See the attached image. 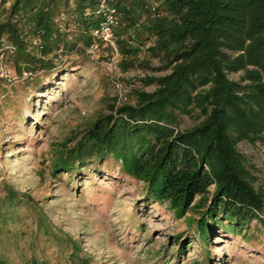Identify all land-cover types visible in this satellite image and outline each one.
Listing matches in <instances>:
<instances>
[{"label":"trees","instance_id":"16d2710c","mask_svg":"<svg viewBox=\"0 0 264 264\" xmlns=\"http://www.w3.org/2000/svg\"><path fill=\"white\" fill-rule=\"evenodd\" d=\"M151 1L107 0L120 21L114 32L121 65L133 66L143 51L166 59L171 71L139 77L142 85L155 84V89H136L132 100L120 105L114 98L109 113L63 138L55 149L52 142L49 166L53 175L66 173L72 182L82 168L101 173L100 164H106V172L117 167L142 183V206L167 204L176 218L195 210L198 217L187 218V228L172 236L174 254L183 253L187 239L190 245L198 240L194 243L204 258L194 264H212L207 247L213 234L249 240L253 220L264 234V190L254 186L253 167L237 148L239 142L256 144L264 137V0H157L154 10ZM98 4L0 0V58H9L30 86L34 103L53 88L44 77L56 67L59 49L68 54L95 43L91 29L102 21ZM136 27L143 38L136 37L139 44L132 45L127 36ZM149 39L145 49L139 46ZM239 71L238 80L229 78ZM194 113L202 119L180 129V117ZM5 190L0 224L22 221V234L34 228L31 251L43 236L63 256L57 264H91L79 242L60 233L37 201ZM27 218L33 227L24 223ZM49 260L35 251L25 264ZM0 264H10L2 252Z\"/></svg>","mask_w":264,"mask_h":264},{"label":"rangeland","instance_id":"374dc122","mask_svg":"<svg viewBox=\"0 0 264 264\" xmlns=\"http://www.w3.org/2000/svg\"><path fill=\"white\" fill-rule=\"evenodd\" d=\"M158 3L152 0L151 6ZM138 36L143 38L137 31L127 37L137 45ZM151 41L139 46L145 49ZM61 49L57 51L56 67L44 77L45 81L51 79L53 88L41 92L36 103L30 86L17 76L9 58H0V197L9 187L19 197L25 198L26 194L37 201L60 233L79 242L82 255L91 264H194L204 258L195 244L200 243L198 240L190 245L187 239L183 253L179 257L174 254L176 243L172 236L187 228V218L198 217L195 210L189 209L183 217L176 218L167 204L142 206V183L121 174L117 167H109L106 172V164H100L101 173L92 167L82 168L72 182L66 173L53 175L49 166L52 142L55 149L63 138L96 116L109 113L108 106L116 98L112 81L124 85L127 100L131 101L136 89L153 91L156 87L142 85L139 77L171 71L170 66H165L166 59L140 51L134 65L124 69L123 58L113 54L108 45L98 44L89 52L81 46L83 51L68 54ZM109 61L113 62L112 70L107 66ZM241 74L239 71L228 76L238 80ZM201 119L196 113L183 115L178 126L187 129ZM248 146L244 141L237 144L242 152ZM24 223L33 227L29 218ZM250 227L246 232L249 240L213 234L207 247L211 263L264 264V234L256 228L263 231V227L256 220ZM23 228L22 221L1 220L0 253L10 264H25L35 251L38 257L49 258L50 264L63 263L60 251L44 242L43 236L31 251L30 230L34 228L22 234Z\"/></svg>","mask_w":264,"mask_h":264},{"label":"built area","instance_id":"2783aa9c","mask_svg":"<svg viewBox=\"0 0 264 264\" xmlns=\"http://www.w3.org/2000/svg\"><path fill=\"white\" fill-rule=\"evenodd\" d=\"M154 10V6H152ZM114 9L110 8L107 4V0H99L97 14L102 16V21L91 29V34L95 40L94 44H91L86 48V51L92 50L98 44L108 45L112 48L113 54L118 55L116 47V35L115 29L120 25V21L113 15ZM138 27L131 29L129 34L133 35ZM107 66L110 70L113 68V62L109 61ZM115 89L116 105H120L127 101L126 90L124 85L119 81H112ZM245 152H242L249 159L250 164L253 167V174L256 177L254 186H261L264 190V137L256 144H249Z\"/></svg>","mask_w":264,"mask_h":264}]
</instances>
